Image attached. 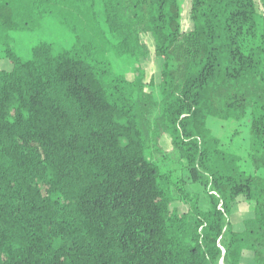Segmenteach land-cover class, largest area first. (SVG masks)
Returning a JSON list of instances; mask_svg holds the SVG:
<instances>
[{
  "label": "trees",
  "instance_id": "16d2710c",
  "mask_svg": "<svg viewBox=\"0 0 264 264\" xmlns=\"http://www.w3.org/2000/svg\"><path fill=\"white\" fill-rule=\"evenodd\" d=\"M259 2L189 0L184 30L179 0H0L1 26L54 16L88 36L59 52L42 42L27 60L1 52L0 264H264ZM96 36L133 58L134 80L97 57ZM151 55L159 80L141 64ZM210 117L248 125L244 151ZM190 182L219 193L207 210ZM241 203L248 217L225 231Z\"/></svg>",
  "mask_w": 264,
  "mask_h": 264
},
{
  "label": "rangeland",
  "instance_id": "374dc122",
  "mask_svg": "<svg viewBox=\"0 0 264 264\" xmlns=\"http://www.w3.org/2000/svg\"><path fill=\"white\" fill-rule=\"evenodd\" d=\"M179 2L180 4H182V28L184 30L192 29L194 27V23L192 22L188 14L189 0H179ZM259 7L260 10L264 12V5H262L260 2ZM83 10L86 11V7H84ZM96 11L98 12L99 19L101 20V1H98ZM8 19L9 17L6 20ZM19 20L21 26H24V21L28 22V24L25 25L24 28H8L0 25V55L1 52L5 49L11 48L19 57L27 60L32 56V48L42 42L52 43L56 51L59 52L63 50H69L73 46L82 44V39H88V36L85 35L82 29V23L79 24L78 27L76 26L77 29H72L71 26H75L77 24L74 20L68 21L69 25L61 22L60 19L55 18L54 16H46L44 18L35 17V20L32 21H30L29 19L23 20V18H20ZM95 38L99 39V55L97 57L102 56L106 60L111 61L116 72L125 73V76L128 80H134L135 63L133 58H130L128 56L119 57L109 42L101 39L99 36H96ZM104 39L107 40L109 39V37H106ZM148 42L150 43V45L152 44L151 39H148ZM141 64L146 71L147 78L155 77L157 80H159V61L153 55H151L149 59L143 60ZM8 65H12L9 60L0 59V68H8ZM207 124L212 129V132L215 136L223 139L225 146L233 141L235 142V145L241 146L242 151H244L247 138L249 137V126L245 125L244 122L226 121L220 120L216 117H210ZM237 127L241 128V132L237 137H233L234 130ZM161 143L164 148L170 149L172 143L171 136H163ZM156 162L160 166L161 171L166 170L169 166L168 161L163 159L162 157H157ZM186 190L198 194L199 205L203 210H207L211 205L209 192L214 193L219 197V193L211 183H209L206 187L200 182H190L186 184ZM175 205L183 208V206L179 203H176ZM248 214L249 210L246 203H241L236 206L233 209L231 215H226V225L224 228L225 231L227 230V223L229 221L238 223L246 219L248 217ZM226 239L227 238L225 236L220 242L223 249V255L225 254L224 242L226 241ZM219 264H226L224 256H222Z\"/></svg>",
  "mask_w": 264,
  "mask_h": 264
}]
</instances>
